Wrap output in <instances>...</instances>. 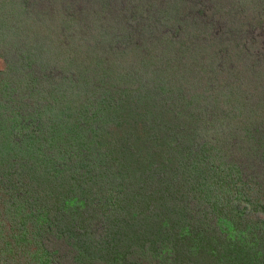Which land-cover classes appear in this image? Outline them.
Returning a JSON list of instances; mask_svg holds the SVG:
<instances>
[{"label":"trees","instance_id":"16d2710c","mask_svg":"<svg viewBox=\"0 0 264 264\" xmlns=\"http://www.w3.org/2000/svg\"><path fill=\"white\" fill-rule=\"evenodd\" d=\"M49 1L51 0H43L41 4ZM256 1L258 6H261L259 13L264 14V0ZM58 2L61 3L59 0H54L46 7L42 5L41 10L33 18L35 25L43 24L45 18H49L51 22L49 29L54 32L45 37L40 30L38 32L31 30L30 24L26 26V19L20 16L17 17V22L11 24V28L0 22V29L5 30L3 36L1 34L0 36L4 40L16 38L8 44L13 50L17 48L18 51L15 50V53L23 54L31 50L29 47L24 50L21 48L29 44V37L32 35V40L36 44L34 49L41 55L45 57L44 53L47 52L46 56L55 62L60 58L63 59L59 62V67L64 60H68L69 65L73 64L71 68L76 69L79 65L84 67L82 72L79 70L74 73L76 78L70 79V82L64 81L66 86L62 89L67 92L68 89L76 87V91H82L76 105L79 110L81 109L85 119L75 124V130H70V124L67 121L59 122L57 136L49 139V147L53 149L52 151L45 149L47 145L43 146L42 143H37L36 146L30 138L20 146L23 156L33 161L29 164V169L39 172L42 166L48 169L47 166L51 164V168L55 171L52 182L41 172L42 174L38 177L39 183L34 185V190L38 189L36 192L44 191L42 192L45 193L54 215L49 219L47 214L50 210L43 212L42 219L44 221L46 219V223H41L40 227L37 226L38 237L21 245L23 253H27L24 255L28 256L27 263L51 264L49 257L56 253V247L47 246V238L51 237L53 241L62 239L70 245L73 244V247L75 244L78 246V250L82 253L77 257L80 260L77 264H80L81 260L87 264L96 262L100 264H168L169 261L172 264H264V79L254 77L263 92L261 101L252 102L248 94H237L244 82L242 80L244 76L255 70L258 75L260 72L264 73V64L261 62L260 69L252 64L240 69L232 63V48H223L228 59L226 64L229 66L226 68L223 82L228 84V90H225L224 94L221 92L224 89L214 88L210 95L211 99H204L202 102L195 100L197 103L204 104L198 106L186 98L185 92L174 91V86L180 77L181 80L188 78L190 81L198 78L200 72L196 70V64L193 63L196 59L190 57L192 52L190 53L189 50L190 47L194 48L190 44L193 41L192 36L197 41L204 31L198 30L191 34L186 28L187 24H181L173 19L176 24L173 39L175 42L179 40V46L182 47L177 50L180 53L175 54V60L171 56L173 46L165 48L171 62L177 64V70L173 74V72H166L165 69L170 71L173 69L169 66L165 67L164 60L149 59V55L154 54V51L142 47L140 43L145 41L147 32L131 28L137 18L147 17L145 9L148 4L141 6L139 2L134 6L131 14L126 9L127 5H120V2L116 1L117 5H120L116 8L118 13L112 20L111 13L106 11V16H109V20H106L102 17L103 10L108 8L106 0H74L76 4L73 7H68L67 4L62 5V2L61 11L64 10V17L60 19L61 30H59V23H56L58 18L52 16L55 11L53 5ZM83 3H91L89 6H92L93 10H84ZM208 11V14L204 11L205 14L202 15L211 13L209 18L210 22L214 20L213 29L218 25L219 17L228 15V12L214 1ZM167 21H171V18ZM38 24L36 26L39 28ZM88 24H90L89 29ZM124 24L127 25L126 28H123ZM97 30L100 32L97 33ZM13 31L14 35H12ZM55 31H57L56 35ZM188 36H191L190 42L182 38ZM43 42H48L46 49L42 45ZM164 42L167 44L168 39ZM131 47H141V49H138L140 52L130 66L126 67L125 62H118L108 67L110 57H119L122 54L120 49ZM169 49H171L170 52ZM99 66L108 72L120 74L123 83L116 91L124 92L125 86L131 88L133 96L125 97L115 93L111 88L113 84L99 85L96 73ZM106 70H101L100 75H103ZM79 72L82 76L77 77ZM85 72L87 74L83 75ZM125 72L133 77L136 76L140 81L134 84L133 81L124 78ZM222 73L220 76L223 75ZM61 78L67 81L69 79L68 74L65 73ZM164 82L168 83V87ZM75 95H77L76 92ZM235 110L236 114H240L239 122L232 121L230 131L243 134L246 133L245 129L253 130L255 136L250 137L248 147L232 146L231 150L229 149L228 159L214 166L205 164L200 169L190 168V160L192 164L197 162L192 156H184L185 162L169 169L168 165L172 159L166 149L169 162H164L165 159L160 158L162 161H159L158 165L159 173H162L161 179H167L162 180L166 181L162 192L160 193L159 189L152 195L147 192L152 185L147 187L143 184L142 187L140 182L145 177L151 184L154 177L158 180L154 170H147L153 163L143 153V149L150 157H155L154 154L158 157L162 153L164 144L160 139L168 129V121L161 120L165 115L174 118V124L171 127L192 122L202 125L204 129H196V133L201 134L200 138H197L195 134H192L190 138L192 140L189 143L194 144L197 140L206 142L202 135L206 131L210 132V122L216 120L212 118H218L219 122L222 115L232 116ZM78 112L75 113L78 114ZM157 118L160 120L158 124L155 123ZM188 118L189 120H186ZM111 126L114 129L109 132L108 129ZM122 127L123 136H119ZM71 131L72 134L69 135ZM89 133H92V138H89ZM83 134H88L84 140H82ZM179 135L184 137L183 134ZM72 136L77 137L76 140L80 141L85 148L86 146L94 147L96 144L98 149L109 136L107 152L103 153L96 149V157L90 159L92 165L85 170L84 163L82 170L74 171L78 174L76 179H68L64 174L60 177L61 173H57V169H54L52 164L53 152L57 150L60 154L59 150H62L63 145L69 146ZM200 145L196 147L198 150ZM109 147L116 157L108 154ZM240 147L242 148L241 156L236 154ZM248 149H252V152ZM254 150L256 152H253ZM102 156L109 157L108 167L103 166L98 160V157ZM236 160L239 161L233 163ZM115 161L124 164L123 170H126V176L118 170L112 173L110 168ZM180 169L181 172L178 175L176 171ZM190 169L195 176L187 174ZM167 171L169 177L166 175ZM44 172L47 173L45 170ZM208 182L210 185L207 184ZM145 183L149 185V182ZM48 187L51 190L49 194L45 189ZM2 190L6 191L3 187ZM113 196L121 197L123 200L116 203ZM14 198L13 206L17 205L16 210L21 209V213L17 215L21 226H23L22 221L30 216L28 213L35 216L34 218L40 216L36 209L30 206L31 204L27 205L29 208L25 213L26 208L24 205L21 206L22 200L18 197ZM33 210L35 213L32 212ZM51 231L54 233L49 235ZM39 238L42 241L41 244L38 243ZM9 246L8 243L6 248L0 247V264L13 263V257L6 256ZM39 247H42L41 251Z\"/></svg>","mask_w":264,"mask_h":264},{"label":"rangeland","instance_id":"374dc122","mask_svg":"<svg viewBox=\"0 0 264 264\" xmlns=\"http://www.w3.org/2000/svg\"><path fill=\"white\" fill-rule=\"evenodd\" d=\"M42 1L43 0H0V22H2L4 26L11 28V24H13L15 21L17 22V17L20 16L21 18L26 19V26L30 24L31 30H36L37 32L40 30L44 37L46 35H50L54 32V30L49 29V27H51L49 18H45V22L43 24L37 23L39 28L33 21L36 13L41 10L40 8H42V5L46 7L47 5H50L52 2H54V0H51L52 2L49 1L41 4ZM59 1L61 3L63 2L62 5L67 4L68 7H73V5L76 4L74 3V0ZM116 1L120 2V5H127L126 9L131 14L134 6L138 5L139 2L141 3V6L142 4L143 6L148 4V7L145 9V14L147 17H143L142 19L137 18L131 28L144 30L147 32L145 41H140L141 46L147 47L154 51V54L149 55V59L151 61L162 59L164 60L165 67L168 68L169 66L173 69L172 71L165 69L166 72H173V74H175L177 70V64L171 62L165 48L167 46H169V48L173 46V54L171 56L174 58V60L175 54L180 53L177 50L182 49V47L179 46V40L175 42L173 39L176 31V24H174L173 19L181 22V24H187L186 28H188V31L191 34H194L198 30L204 31L201 36H199L200 38L197 41L196 39L194 40V36L191 35L193 41L190 44H192L194 48L190 47L189 50L190 53L192 52L190 57H194L196 59L193 63L196 64V70L200 72L198 78L193 79L194 81H190L188 78L186 80L183 79V81L180 77L174 86V91L180 93L185 92V95H187V97H185L190 99L191 102L197 104L198 106H203L204 104L197 103L195 100L202 102L204 99H211L212 96L210 95L213 93V90L220 87L221 89H224L221 90V92L224 94L228 90V84L226 85L224 84L225 82H223V79H225V72L227 71L226 68L229 67L226 64L228 59L222 50L223 48H232V63L235 67H240V69L246 65L250 66V64L257 66L260 69L259 65L261 62L264 64V14L263 12L259 13L261 6H258L256 0H219V3H217L218 0H134L133 2H131V0H106L108 8L103 10L104 14L102 17L104 19L109 20V16H106V11L111 13L110 19L112 20L118 13L116 8L120 7V5H117ZM212 1H214L218 6L223 7V9L228 12L226 17L218 18V25L214 26V29L212 26L214 20L210 22L209 18L211 13L209 15H202L205 14L203 13L204 11L206 14L209 13L208 10L209 6L212 4ZM22 3L24 6H20ZM61 3L58 2L57 4L53 5L55 7V11L52 14L53 17L58 18L59 20L56 22L57 24L59 23V30H61L60 19H63L64 17V10L61 11ZM90 4L83 3V9L89 11L93 10L92 6H89ZM164 13H167L168 15H165ZM170 18L171 21H167ZM31 22L33 23L31 24ZM116 22L118 23V19ZM87 27L89 29L90 24H88ZM126 27L127 25L124 24L123 28ZM84 29L85 27L83 30ZM56 32L57 31L54 33L55 35ZM99 32L100 31L97 33ZM3 33H5V30L0 29L1 36H3ZM12 33V35H14L15 32L13 31ZM1 36L0 235H2V240H0V247L2 246L3 248H6V244H10L8 251L6 252V256L8 255L13 257L12 264H29L27 263L28 256H24L27 255V253H23V248H21V245H25L26 241L29 242L28 240L38 237L36 235L37 226L40 227L41 223H46V219L45 221L42 219L43 212L50 210V204L45 197V193H43L44 191L41 189L43 192H36L38 189L34 190V185L36 186L39 183L38 177H40V174L42 173L48 178V180L52 182L55 171L51 168V164L47 166L48 169L45 166H42L39 169V172L35 169H29V164H31L33 161L23 156L20 151V146L21 144L25 143L28 138H30V141H34L36 146L38 145L37 143H42L43 146L47 145V148L45 149L52 151L53 149H50L49 147V139L57 136L56 131L58 129L59 122L63 120L67 121V123L70 124V130H75V124L79 121L82 122L85 119V117L82 116L81 109L79 110L76 105L77 102H79V96H81L82 91H76V87L72 88L71 90L68 89L67 92L66 90L62 89L66 86L65 82H70V79L76 78L74 73L79 70L82 72L84 67L79 65L76 67V69L71 68L73 64L69 65L68 60H64L62 66L59 67V62L63 61V59L60 58L59 61L55 62L54 60L51 61L50 57L48 58L46 56L47 52L44 53L45 57L41 55L37 50L34 49L36 44L35 41L32 40V35L29 37V44L21 48L24 50L29 47L31 50L26 51L23 54L15 53V50L18 51L17 48L13 50L10 48V45H8L11 44L10 42L16 38L4 40V38ZM191 36L182 38L189 41ZM166 39H168L167 44L164 42ZM60 40L62 39L60 38ZM6 45L9 48L6 47ZM42 45L45 46L44 48L46 49L48 42H43ZM233 48L236 51L233 50ZM138 49H141V47L120 49L122 53L121 56L110 57L108 60V67L118 62H125L126 67L130 66V64H132L135 60V56H137L138 52H140ZM170 50L171 49H169V52ZM65 56L67 55L65 54ZM35 57H37L36 60ZM237 61L239 63H237ZM98 68L99 70L96 71V73L98 75L97 81L99 85L105 83L108 85L113 84L111 88L115 93H120L125 97L129 95L133 96L131 88H126L125 86L124 92L116 91L118 86L123 83L121 80L122 76L120 74L117 75L116 72H108L101 66ZM61 70L64 71L62 72ZM101 70H106V72L103 75H100ZM80 72L78 73L77 77L80 75L82 76ZM86 72L83 75H86ZM256 72L257 70L245 75L242 79L244 82H242L240 90L237 91L238 95L243 93L244 95L245 93L248 94V98L252 102H254V100H256V102H258V100L261 101V96L263 95L262 89L258 86L254 77L257 76L261 79H264L262 78L264 77V73L260 72L258 75ZM64 73L68 74V81L65 78H61ZM221 73L223 74L222 76H220ZM90 74L92 73L90 72ZM123 76L124 78L133 81L134 84L140 81L139 78H136V76L133 77L127 72L123 73ZM165 85L168 87V83H165ZM112 90L110 89V92ZM75 92L77 95H75ZM75 112H78V114ZM238 116H240V114H236L235 110L232 116L222 115L219 122L217 121L218 118H212L216 120L210 122V132L206 131V133L202 135L206 139V142L197 140V142L194 144H190L189 142L192 140L190 139L192 138V134H195L197 138H200L199 135L201 134L196 133V129H204L202 125L192 122L184 123L183 125L177 124L176 127H171V125L174 124V118H171L170 115H165L161 120L164 119L168 121V129L167 133L160 139L161 143L163 141L164 144L162 153L158 157L153 153L155 157L152 156L154 157V159H152V157H150L143 149V153L148 157L149 160H151V163H153L151 168H147V170H154L156 173L155 176L158 177V180L154 177L151 184L148 178L145 177V179L140 182L142 187L143 184L147 187L152 185V187L147 190V192L149 194L151 193L152 195L154 191L159 189L160 193L162 192L165 186L164 184H166V181L162 180L167 179H161L160 176H162V173H159L158 165L159 161H162L160 158L165 159L164 162H169L167 160L168 154L166 149H168L170 159H172L171 163L168 165L169 169L175 168V166L180 165L181 162H185L184 156L195 157L197 162L192 164L190 160V168L194 167L200 169L204 167L205 164H208V166H214L221 164V161L223 162V160L228 159L230 154L229 149L232 146L236 148L238 146H243V148L244 146L246 147L250 141V137L255 135L253 130L250 131L247 129H245L246 133L243 134H239L237 131L233 130V132L230 131V129H232V121L239 122ZM186 120H189V118ZM155 121L156 124H158L157 122H160L159 118H157ZM113 129L114 127L111 126L108 130L110 132L113 131ZM159 129L161 131V127H159ZM127 133L129 134L128 131ZM71 134L72 131L69 132V135ZM179 134H183L184 137H181ZM87 135L88 134H83L82 140H84L85 137H88ZM89 135V138H92V133H89ZM212 135L214 136L213 139ZM119 136H123V127L122 131L119 133ZM70 138L72 141L70 142L69 146L63 145L62 150H59L60 154L57 152V150L53 152L54 159L52 164L54 165V169H57L56 172L59 174L61 173L60 177H63L62 174H64L68 179H76L78 174L74 171L79 172L82 170V164L84 163L86 164V168H84L85 170L88 169L87 167L92 165L90 162L92 160L90 159L96 157L95 150L98 149V146L93 144L94 147L86 146L87 148H85L82 146L80 141L76 140L77 137L72 136ZM108 139L106 142H102L101 146L99 145L98 150L100 152H107V144L109 142ZM198 144H201L199 148L200 151L198 148H196ZM212 148L214 149L210 151ZM241 150L242 148L240 147V149L236 151V154L241 156ZM248 151L252 152V149H248ZM253 152L256 151L254 150ZM108 154L110 156L116 157L111 147H109ZM98 160L101 161L103 166L108 167V156L107 158L104 156L98 157ZM237 161L239 160L233 161V163H236ZM123 166V163L115 161L112 163L110 170L113 174L115 170H118L122 175L126 176L127 173L126 170H123ZM100 169L102 170L101 165ZM44 170L47 173H45ZM191 171L193 170H188L187 174L192 175L193 173H191ZM176 172L179 175L181 169ZM166 175L169 177L168 171ZM173 175H175L174 172ZM193 176H195V174H193ZM107 178L108 176L106 177V180ZM145 182H149V185H147ZM207 184H209V182ZM2 187L6 189V191H3ZM45 189H47L46 193L49 194L51 191L49 187ZM14 197H18L22 200L21 206L24 205L26 208L25 213L29 208L27 205L31 204L30 206L33 209H36L40 216L38 218H34L35 216L28 213L30 215L27 217L28 221L24 219L22 221L23 226H21L17 217V215L21 213V209L16 210L17 205L13 206L15 203ZM113 199L116 201V203H119L123 200V198L115 196H113ZM32 212L35 213V210ZM47 215L50 219L54 213L50 210ZM86 222L89 223L88 221ZM52 233L54 232H49V235ZM51 236L54 237L55 235ZM47 240V246L49 248L56 247V253L49 257L51 264H77V262L80 261L77 257L78 255H81L80 253L82 252L78 250V246L76 244L73 247V244H71V246L62 239L53 241V238L51 237H48ZM41 242L42 241L40 239L38 243L41 244ZM39 249L41 251L42 247H39ZM80 264L87 263L82 262L81 260ZM95 264L100 263L96 262ZM168 264H172V262L169 261Z\"/></svg>","mask_w":264,"mask_h":264}]
</instances>
